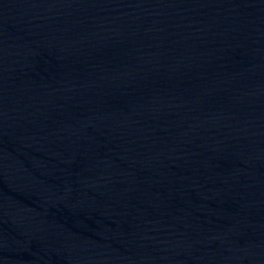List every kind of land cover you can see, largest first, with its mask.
I'll return each instance as SVG.
<instances>
[{"label": "water", "instance_id": "95a60500", "mask_svg": "<svg viewBox=\"0 0 264 264\" xmlns=\"http://www.w3.org/2000/svg\"><path fill=\"white\" fill-rule=\"evenodd\" d=\"M0 264H264V0H0Z\"/></svg>", "mask_w": 264, "mask_h": 264}]
</instances>
